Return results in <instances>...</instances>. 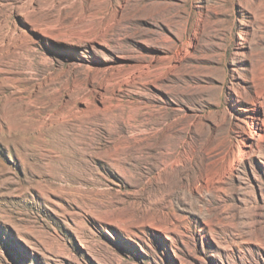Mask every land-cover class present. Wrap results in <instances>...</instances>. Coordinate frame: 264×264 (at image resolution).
Masks as SVG:
<instances>
[{"label": "rangeland", "instance_id": "obj_1", "mask_svg": "<svg viewBox=\"0 0 264 264\" xmlns=\"http://www.w3.org/2000/svg\"><path fill=\"white\" fill-rule=\"evenodd\" d=\"M263 64L264 0H0V264H264Z\"/></svg>", "mask_w": 264, "mask_h": 264}, {"label": "bare ground", "instance_id": "obj_2", "mask_svg": "<svg viewBox=\"0 0 264 264\" xmlns=\"http://www.w3.org/2000/svg\"><path fill=\"white\" fill-rule=\"evenodd\" d=\"M258 72H259V75L257 77V80L252 83V87H253V92H252L253 93V97H252V100H253L252 103L253 104L252 105H254V110L257 112V116L253 115L254 117H252V122L256 125L259 124V120L261 119L260 118L261 102H262V99L264 98V64L260 68V71H258ZM226 92H227V96H228V101L233 104V102H235L234 96L237 94L236 90H234V88L229 86V87H227ZM251 108H253V107H251ZM221 116L224 117V115H221ZM250 144H251V140H249V137L246 136V138L244 140V147H249Z\"/></svg>", "mask_w": 264, "mask_h": 264}]
</instances>
